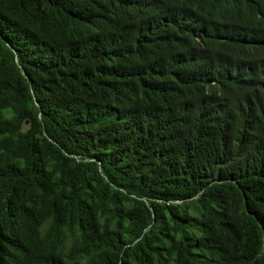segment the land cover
<instances>
[{
  "label": "trees",
  "instance_id": "trees-1",
  "mask_svg": "<svg viewBox=\"0 0 264 264\" xmlns=\"http://www.w3.org/2000/svg\"><path fill=\"white\" fill-rule=\"evenodd\" d=\"M0 264H264V0H0Z\"/></svg>",
  "mask_w": 264,
  "mask_h": 264
}]
</instances>
